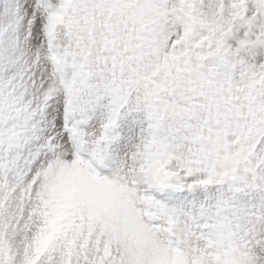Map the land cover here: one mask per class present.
<instances>
[{"label": "snow or ice", "instance_id": "1", "mask_svg": "<svg viewBox=\"0 0 264 264\" xmlns=\"http://www.w3.org/2000/svg\"><path fill=\"white\" fill-rule=\"evenodd\" d=\"M0 264H264V0H0Z\"/></svg>", "mask_w": 264, "mask_h": 264}]
</instances>
